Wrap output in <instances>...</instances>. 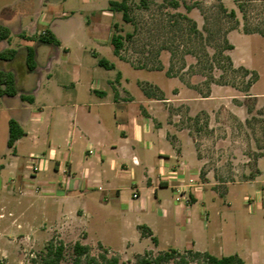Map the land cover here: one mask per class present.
<instances>
[{
  "label": "crops",
  "instance_id": "obj_1",
  "mask_svg": "<svg viewBox=\"0 0 264 264\" xmlns=\"http://www.w3.org/2000/svg\"><path fill=\"white\" fill-rule=\"evenodd\" d=\"M111 1L121 0L0 1V25L11 31L10 41L0 42V52L17 51L13 60H0V71L15 75L18 91L0 97L5 102L0 114L6 113L0 129V172L14 175L7 192L0 193V225L7 217L6 205H25L19 215L8 213L12 221L6 228L21 222L37 231L61 223L67 231L81 228L82 244L109 251L153 250L164 241L166 249L179 252L237 255L246 264H264V183L244 199L251 215L261 212L253 224L262 248L240 245L226 256L229 244L222 242V224L231 214V203L214 190L210 176L203 182V163L193 142L184 139L178 145L171 138L163 104L174 100L147 97L141 79L129 76L130 70H140L115 55L113 25L119 13L111 10ZM76 16L83 18L86 31L74 32ZM46 31L58 45L40 41ZM13 34L23 39L24 48L12 47ZM72 43L77 47L72 49ZM29 48L35 51L33 71L27 67ZM104 50L112 51V60L103 56ZM100 60L114 69L102 67ZM102 68L117 71L116 80L94 81ZM28 72L37 74L33 83ZM27 85L34 95L26 94ZM22 95L34 102L23 101ZM11 120L24 132L12 148ZM33 157H40L36 164ZM262 159L250 181L262 177ZM29 212H35L33 219L25 218ZM140 226L148 227L158 243L142 236Z\"/></svg>",
  "mask_w": 264,
  "mask_h": 264
},
{
  "label": "rangeland",
  "instance_id": "obj_2",
  "mask_svg": "<svg viewBox=\"0 0 264 264\" xmlns=\"http://www.w3.org/2000/svg\"><path fill=\"white\" fill-rule=\"evenodd\" d=\"M240 1L243 11L236 0H181L178 9H173L163 0H148L146 6L141 0H129L133 22H124L122 13L114 20L122 35L135 33L134 38L126 42L122 57L140 71L130 70L129 76L141 79L142 91L143 86L149 85L152 87L149 89L159 97L174 100L163 104L169 112L167 122L174 133L170 134L171 138L178 145L184 139L193 142L197 157L203 163V182H207L210 176L214 190L231 203L227 210L231 214L222 224L225 233L222 242L229 244V249L223 251L226 256L238 250L240 245L262 248L263 241L256 224H253L261 212L251 215L244 199L253 196L264 183V159L260 162L262 177L250 181L259 172V159L264 157V37L245 34L244 29L264 32V0ZM186 3L192 7L191 10L186 9ZM221 3L227 10L236 11L237 29L230 30L235 22L219 9ZM194 24L202 32L207 27L211 34L204 32L201 40L193 32ZM72 28L77 33L86 31L83 18L76 16ZM12 38L13 48H24L22 38L16 34ZM225 39L234 49H227ZM76 47V43L71 44L72 49ZM221 52L231 58L233 68L220 55ZM103 54L108 60L114 57L112 51L104 50ZM143 65L146 69L142 68ZM241 67L257 74V80L249 91H246L247 85L255 75L247 76ZM36 75L28 72L27 78L33 83ZM116 78L117 71L102 68L94 74L93 80ZM32 89L30 85L26 89L24 87L27 95H34ZM180 90H183L181 96ZM193 98L199 102H191ZM4 109L5 102L0 98V110ZM5 117L6 113L0 114V129ZM21 152L27 154L30 148L19 154ZM12 178L14 175L9 170L0 172V193L7 192ZM25 209V205H6L7 217L0 225V264H42L47 245L55 240L66 245L61 264H73L74 244L85 237L81 228L67 231L59 223L36 231L34 227L25 228L21 222L14 228L5 227L12 221L8 217L9 212L19 215ZM35 215V212H29L25 218L33 219ZM149 245L155 247L153 243ZM90 248L92 257L100 261L101 256L118 258L119 264H136L138 256L150 253L154 258L169 250L164 241L153 250L141 247L126 254L109 251L101 245ZM177 261L170 264H177Z\"/></svg>",
  "mask_w": 264,
  "mask_h": 264
},
{
  "label": "trees",
  "instance_id": "obj_3",
  "mask_svg": "<svg viewBox=\"0 0 264 264\" xmlns=\"http://www.w3.org/2000/svg\"><path fill=\"white\" fill-rule=\"evenodd\" d=\"M165 3H167L170 7L173 9H178L180 5L182 4L181 0H163ZM141 3L143 6H146L148 4V0H141ZM236 3L241 11H243L244 6L242 5L240 0H236ZM110 8L113 12L122 13V19L126 23H132L133 20L130 17V5L129 0H121V1H111L109 3ZM187 10H191L192 7L190 5L184 4ZM219 9L226 15L227 18L232 19L235 22V25L230 28V30L237 29L239 25V21L237 20V15L235 10H227V8L221 3L219 5ZM183 18L188 19L185 16H182ZM208 23V19H205V23ZM121 30L119 28V25L115 23L113 25V38H112V45L114 47V53L116 56H120L123 58V51L125 48L126 42L131 41L135 33H127L125 36L122 35ZM193 32L201 39L204 38V32L208 34H211L212 31L205 27L204 32L197 29L196 24L193 25ZM245 34H259L264 37V32H261L260 30H249L244 29ZM11 39V31L9 28L0 25V42L1 41H10ZM40 41L45 43H53L58 45L59 42L51 36L50 32L46 31L43 36L40 37ZM225 42L227 43V49H234V46L230 43H228L227 39H225ZM17 55V51L13 49H7L2 52H0V60L3 61H11L13 60ZM221 56H223V52L220 53ZM224 59L228 62L230 68H233V63L231 61V58L229 56H223ZM124 59V58H123ZM99 64L102 67H105L107 69H114V65L110 64L109 62L105 60H100ZM133 65V64H132ZM135 68L136 66L133 65ZM27 67L29 70L33 71L36 68V62H35V51L32 48H29L27 50ZM142 68L146 69V66L143 65ZM160 68V67H159ZM158 68V69H159ZM242 70L247 74V76H254L251 81L248 83V87L246 91H249L248 89L252 86V84L257 80V74L254 72H250L245 67H241ZM143 92L147 97L150 98H156L158 100H163L164 98L159 97L157 94H155L151 89L152 87L143 86ZM154 91L160 92L159 89H155ZM18 94L17 88H16V80L15 75L12 72H5L0 71V97L2 96H16ZM21 99L23 101H27L29 103H33L34 99L31 96H21ZM9 142L8 146L12 148L15 144V142L21 138L24 135L23 130L20 128L19 124L11 120L9 122ZM139 229L141 230V234L144 237H152V240L155 244L158 243L157 239L153 237V234L151 230L146 226H140ZM90 246L84 245L81 242L77 241L74 244L73 247V264H102V261L104 264H119L120 261L118 258H112L107 259L105 256H101L100 261L96 257H92L90 255ZM65 250L66 245L63 241H52L47 245L46 248V254L44 255L42 259V264H61L62 261L65 258ZM177 261V264H190L192 262H196L197 264H246L240 257L237 255L233 256H227V257H215L207 252H196L193 250H186L183 254H181L176 249H169L166 252L158 254L156 257H152L150 253H147L143 256H138L136 264H170L172 261Z\"/></svg>",
  "mask_w": 264,
  "mask_h": 264
},
{
  "label": "built area",
  "instance_id": "obj_4",
  "mask_svg": "<svg viewBox=\"0 0 264 264\" xmlns=\"http://www.w3.org/2000/svg\"><path fill=\"white\" fill-rule=\"evenodd\" d=\"M38 159H40V157H33L32 158V163L36 164V162L38 161ZM134 197H137L136 195ZM261 201L264 203V195L261 198Z\"/></svg>",
  "mask_w": 264,
  "mask_h": 264
}]
</instances>
